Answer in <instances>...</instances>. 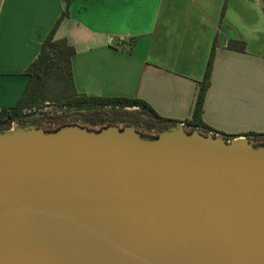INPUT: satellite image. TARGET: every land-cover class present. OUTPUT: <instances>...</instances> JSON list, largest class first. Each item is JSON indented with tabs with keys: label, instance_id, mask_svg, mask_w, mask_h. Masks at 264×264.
<instances>
[{
	"label": "water",
	"instance_id": "95a60500",
	"mask_svg": "<svg viewBox=\"0 0 264 264\" xmlns=\"http://www.w3.org/2000/svg\"><path fill=\"white\" fill-rule=\"evenodd\" d=\"M0 264H264V143L181 122L13 124Z\"/></svg>",
	"mask_w": 264,
	"mask_h": 264
},
{
	"label": "crops",
	"instance_id": "0c3cea01",
	"mask_svg": "<svg viewBox=\"0 0 264 264\" xmlns=\"http://www.w3.org/2000/svg\"><path fill=\"white\" fill-rule=\"evenodd\" d=\"M63 8V0H0V108L20 97L24 70ZM55 37L75 48L77 92L141 98L184 127L212 50L201 124L264 137V0H72ZM231 39L244 50L228 47Z\"/></svg>",
	"mask_w": 264,
	"mask_h": 264
},
{
	"label": "trees",
	"instance_id": "16d2710c",
	"mask_svg": "<svg viewBox=\"0 0 264 264\" xmlns=\"http://www.w3.org/2000/svg\"><path fill=\"white\" fill-rule=\"evenodd\" d=\"M71 1L63 0V10L41 41L37 55L25 68L24 73L29 78L20 97L13 105L0 108V131L10 129L13 124H43L58 121H77L82 126L104 122L133 123L155 131L177 126V121L160 116L141 98L89 95L76 91L71 69V56L75 48L65 37H55L56 28L61 19L68 14ZM227 45L239 51L245 48V43L241 40H228ZM212 62L211 50L199 84L192 116L187 122L190 126L185 129L197 126L202 133L209 131L216 133L200 122L201 108L210 82ZM45 102L55 103L64 107V110L54 114L34 115V108ZM245 135L254 142L264 143V137L260 134L248 132ZM223 136L226 139L235 137L232 134Z\"/></svg>",
	"mask_w": 264,
	"mask_h": 264
},
{
	"label": "rangeland",
	"instance_id": "374dc122",
	"mask_svg": "<svg viewBox=\"0 0 264 264\" xmlns=\"http://www.w3.org/2000/svg\"><path fill=\"white\" fill-rule=\"evenodd\" d=\"M59 110H64V107L57 106L55 103L52 102H45L42 105L35 107L33 110V114L37 116L43 114H54Z\"/></svg>",
	"mask_w": 264,
	"mask_h": 264
},
{
	"label": "built area",
	"instance_id": "2783aa9c",
	"mask_svg": "<svg viewBox=\"0 0 264 264\" xmlns=\"http://www.w3.org/2000/svg\"><path fill=\"white\" fill-rule=\"evenodd\" d=\"M108 41L110 43H117L118 45H120V44L124 43V38L122 36H118V37L109 36ZM181 123L184 124V122H181ZM210 132H212V131H210Z\"/></svg>",
	"mask_w": 264,
	"mask_h": 264
}]
</instances>
